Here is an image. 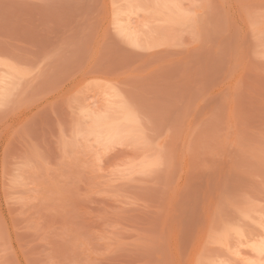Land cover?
<instances>
[{
	"label": "rangeland",
	"instance_id": "obj_1",
	"mask_svg": "<svg viewBox=\"0 0 264 264\" xmlns=\"http://www.w3.org/2000/svg\"><path fill=\"white\" fill-rule=\"evenodd\" d=\"M0 79V264H264V0H0Z\"/></svg>",
	"mask_w": 264,
	"mask_h": 264
},
{
	"label": "bare ground",
	"instance_id": "obj_2",
	"mask_svg": "<svg viewBox=\"0 0 264 264\" xmlns=\"http://www.w3.org/2000/svg\"><path fill=\"white\" fill-rule=\"evenodd\" d=\"M121 23H122V21H121V20H118L117 23H116V25L119 24V26H121V25H120ZM119 29L123 31V33L125 34V36L127 35L128 37H131V38L135 37V39H136V34H135L133 31H131L130 27H128V26H123V27H122V26H121V27H119ZM3 78H4V77L2 76L1 79H3ZM5 78H6V77H5ZM5 78H4L3 81L6 80ZM1 79H0V81L2 82ZM2 84H4V82H3ZM5 84H6V83H5ZM102 118H104V117H102ZM102 118H101V119H102ZM101 119H97V121L99 120L100 122L97 123V124H98L97 127H94V128L91 127V128H93L92 130H95V128H99V129H100L101 127H104V126H106V125H107V126H108V125L110 126L111 123L106 124V123L109 121V119L106 118V119L108 120V121L105 120L106 123H105V122H102ZM92 120H93V119H92ZM94 121L96 122V120H94ZM94 121H93V122H94ZM93 122H92V124H94V125H92V126H95V123H93ZM104 128H106V127H104ZM107 128H108V127H107ZM102 129H103V128H102ZM92 130H91V131H92ZM97 130H98V129H97ZM97 130H96L95 132H97ZM108 130H109V129H108ZM91 131H90V133H91ZM92 133H94V132H92ZM92 133H91V134H92ZM96 134H97V133H95V136H96ZM98 134H99V133H98ZM114 134H115V132H114ZM99 135H101V134H99ZM103 135H105L104 132H103ZM112 135H113V134H112ZM103 137L105 138V136H103ZM100 138H101V136H100ZM104 138H103V140H104ZM108 139H109V138H108ZM249 241H250V240H249ZM253 241H255V240H253ZM249 243H250V242H249ZM256 243H258L257 240H256ZM256 243H255V244H256ZM259 244H260V243H259ZM256 251H257L259 254L264 255V251H261V246H258L257 249H256ZM256 251H255V252H256Z\"/></svg>",
	"mask_w": 264,
	"mask_h": 264
},
{
	"label": "snow or ice",
	"instance_id": "obj_3",
	"mask_svg": "<svg viewBox=\"0 0 264 264\" xmlns=\"http://www.w3.org/2000/svg\"><path fill=\"white\" fill-rule=\"evenodd\" d=\"M261 251H264V241L261 242Z\"/></svg>",
	"mask_w": 264,
	"mask_h": 264
}]
</instances>
